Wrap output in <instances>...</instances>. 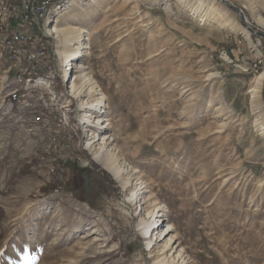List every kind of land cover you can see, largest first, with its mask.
I'll return each mask as SVG.
<instances>
[{
    "label": "rangeland",
    "instance_id": "1",
    "mask_svg": "<svg viewBox=\"0 0 264 264\" xmlns=\"http://www.w3.org/2000/svg\"><path fill=\"white\" fill-rule=\"evenodd\" d=\"M209 1L220 8L202 25L192 17L196 0H84L67 14L71 0H57L49 30L61 13L60 27L84 19L78 26L92 33L83 34V60L64 66V33L48 32L59 73L51 92L26 82L0 50V264H264V86L248 92L261 64L234 75L216 57L225 42L219 10L237 15ZM226 1L249 21L264 17V0ZM81 68L99 100L90 108L82 105L87 85L71 90ZM106 95L123 96L125 113H110ZM86 109L104 114L105 126L83 123ZM158 110L170 115L172 141L139 156L129 124L134 113L148 123ZM38 121L55 125V137L29 130ZM90 131L108 136L134 179L124 183L95 162ZM62 132L72 139L61 151L66 170L49 174ZM134 186L140 195L130 199ZM142 220L153 224L148 235L136 229Z\"/></svg>",
    "mask_w": 264,
    "mask_h": 264
},
{
    "label": "bare ground",
    "instance_id": "2",
    "mask_svg": "<svg viewBox=\"0 0 264 264\" xmlns=\"http://www.w3.org/2000/svg\"><path fill=\"white\" fill-rule=\"evenodd\" d=\"M56 1L57 0H45L44 3L42 4L43 12L36 13V15L33 16L34 7H31V4H25V0H0V34H1L0 50L3 52H7L8 55L10 56V58H12V56H13L12 55V49H7V44L5 43V41L3 42V39H2L4 26L7 24H12L13 16L16 13V9L25 7V13L22 14V22L29 25V28H31L30 29V36L33 37V39L35 41L36 40H41V41H49L50 40V43H52V39L49 38V37H51V35H48V32L50 34H54V36L52 38L57 37L59 35V33H64V34H62V39L60 40L63 44V48L61 49V54L63 56L62 62L65 63L64 66L68 65L73 60H77V61L83 60V58L86 56L87 51H88L85 49L86 43L84 42L85 37L83 36V34L88 33V31L84 27L78 26V25L82 24L84 22V19H82V21H79L78 23H75V24L68 21L66 23V25L60 27L59 26L60 22H59L58 16L61 13L60 14L58 13L57 19H56V24L51 26L52 29L50 27L51 30L48 29L49 14H50L52 6L56 4ZM205 1L206 0H196V3H197L196 6L192 7V9H191V11L194 13V15L199 14L201 16L200 20L203 22L206 20V17L208 16V13L210 11L209 9H213L216 6L215 3H211V1H209L208 3H206ZM82 4H85L84 0H71V3H69L65 9L66 11H64V14H67V12L69 10H74V9H80L81 10L82 8H84L82 6ZM218 8H220V7H217V10H218ZM221 10L222 9H220L219 11H221ZM211 13H213V11L210 12V14ZM256 17L258 19H261V17H259V15H256ZM231 19H233V18H231ZM228 20H230V18L229 19L225 18V20H224L225 23H228ZM261 21H263V20L261 19ZM249 23H251V22L249 21ZM38 24H41V26H38ZM91 33L92 32H89L88 35ZM72 34L74 36H72ZM51 49H52V46H51ZM52 52H53V49H52ZM12 61L16 65V61L15 60H12ZM60 65L58 64V67ZM254 65L256 67V73H257L258 67H259V61H257V63L255 62ZM79 66H81V65H79ZM17 69L20 72V75L22 74V75L26 76L25 67H21V68H17ZM54 69L56 71H58L57 67H56V63H54ZM81 69H82V71H81L80 76L77 78H73L70 81L71 90L75 91L76 88L82 87L84 84L87 85L88 89L86 91V98L84 97L82 99V105H83V107L86 106V107L90 108L91 106L98 104L99 100L98 99L97 100L91 99V96H92V93L94 92V90H93V88H91V86H89L90 85V83H89L90 76H89V73H86L85 71H83L84 70L83 68H81ZM53 74H54V72L45 73L43 76L25 77V79H26V82L34 84L35 87L38 86L39 89H42L43 92L46 93V92H51V90H50L51 85L50 84L52 81L51 78H52ZM262 75H263L262 73H259L256 77H254L252 79L253 80L252 84L255 83V85L253 87L250 86L249 92L257 93L258 83L261 81ZM95 94H98V93H95ZM45 110H49V109L48 108L41 109L39 111V117H47V113L45 112ZM51 110L53 112L54 108ZM83 113H84V115H82L83 116V119H82L83 123L89 122L90 124H92L91 126H94L97 128H101V126L107 122L106 120H108L107 117L104 116V114L97 115L96 117H93L88 109H86ZM261 129H262V132H264V126H262ZM107 138H108V136H106L104 134L99 136L98 133L95 134V132H91V135H90L89 140H88V147H90L91 150H93V158H94L96 163L100 164L101 166L106 168L108 171H110L111 174L114 176V178L120 179L121 177H125L126 180L124 183H126V182L128 183L129 181L132 180L133 174H132L131 170H128V165L125 164L124 161L120 160L119 155H117L115 150L113 148L106 147V139ZM95 145H97V146L95 147ZM135 188H136V186H134L133 191L130 193L131 194L130 199H132L134 197L136 198L138 195H140V193L137 191L138 188H136V189ZM122 212L124 214L129 215V212L127 209L123 208ZM157 216L160 217V216H163V214L155 215V217H157ZM157 221H160V219H157ZM151 223L150 222L147 223V222H144L142 220L136 224L137 225L136 229L143 236L148 235V233L151 230L152 225H153ZM169 226H170V224H168V227Z\"/></svg>",
    "mask_w": 264,
    "mask_h": 264
},
{
    "label": "crops",
    "instance_id": "3",
    "mask_svg": "<svg viewBox=\"0 0 264 264\" xmlns=\"http://www.w3.org/2000/svg\"><path fill=\"white\" fill-rule=\"evenodd\" d=\"M221 13H222V18H220V16H219L220 14H219L216 17V19H217L216 24L220 30L224 29L223 39L225 42L220 47V50L225 53V56L223 57V56H219V54H217L216 57L221 61V63L223 65H227L228 67H230L232 69L231 72L234 75L244 74V72L246 71L245 70L246 66L251 65L252 63L254 64L256 62V60L259 59L260 60L259 62L261 64L259 69L260 68L262 69L260 73L263 74L261 81L258 83V91L260 92L261 88L264 86V78H263L264 77V47L261 46V42L259 41L258 38L253 37L244 27L241 26V24H239L238 18L235 17V15H225V13L222 10H221ZM257 15H259V17H261V19L263 21H261V19H258L256 17V14H255V16H253L255 19L253 17L249 16L251 18L250 22L252 24L253 23L256 24L257 27L264 29V17L261 16V13H259ZM192 17H194L196 19V15H194L193 13H192ZM225 18H228V19L230 18V20H228V23H225V21H224ZM231 18H233V19H231ZM207 23L208 22H206V21L203 24H202V22H200V24H202V25L207 24ZM95 35H93V36H95ZM3 55H4L3 60L4 61L8 60L9 66H10L11 61L9 60V58L7 57L6 54H3ZM230 57L234 60H237V62H236L237 64L235 63V65H233V64L229 65V63L227 62V58H230ZM253 74H255V73H253ZM258 74H259V72H258ZM255 76L250 78L249 83H251V84H249V87L251 85L255 84V83L252 84V81H253L252 79ZM10 79H11V77H10ZM249 90H248V92H249ZM263 92H264V88H263ZM106 96H107V102L109 105L108 108L110 109V113H115L116 111H119V112L122 111V113H125V112H123V110H126V108H124V107L126 106V104H128V102L126 99H124V97H123V96H125L124 94H123V96L117 95L116 97H114L112 95H106ZM26 112H27L26 115H28V114L30 115V112H28V111H26ZM110 113H108V114H110ZM156 114H157V116H153L152 120H148V123H145V120L143 118H141L140 115L134 113L135 121L134 122L131 121V124H129L130 129H131L132 124L135 125L136 130H134V131H136V133H137L136 138L138 141L141 142L138 144L139 147L137 150L139 156L141 154L142 155L143 154L148 155L149 152L152 151L151 146H153L154 149H161V145L164 144L166 141H168V143L172 141L171 132H169L167 134V131H169V129L165 130L166 127L169 128V126H170V121H169L170 115L166 114L164 112L162 113V112H160V110H158L156 112ZM166 123H169V125L165 126ZM181 136H182L181 140H184V138H187L190 136V133L187 132ZM147 150H149V151L146 152Z\"/></svg>",
    "mask_w": 264,
    "mask_h": 264
},
{
    "label": "built area",
    "instance_id": "4",
    "mask_svg": "<svg viewBox=\"0 0 264 264\" xmlns=\"http://www.w3.org/2000/svg\"><path fill=\"white\" fill-rule=\"evenodd\" d=\"M44 1L45 0H25V4H31V7H34L33 16H35L36 13L43 12L42 4ZM24 13L25 7L16 9L12 24L4 26L2 39L3 42L5 41L7 44V49H12L13 56L11 60L16 61V68L25 67L26 76L21 77H37L43 76L45 73L52 72L59 74L58 71L54 69V57H56V54L52 52L50 41H35L33 37L30 36L31 28H29L28 24L22 22V14ZM243 18H245V20L249 23L248 18L244 14ZM38 26H41V24H38ZM220 55L224 57L225 53L222 52ZM245 70L256 73V67L253 63L251 65H247ZM14 77L19 76L14 75ZM10 96H16V94ZM54 126L55 125L45 126L42 121H38V124H30L29 130H41L44 133H54ZM71 144L72 139L67 140L66 136H64L62 132V142L58 144L57 153L54 155L56 167L49 168V174L50 170L57 169L61 172L66 170L65 162L68 160L69 156L61 151L62 148L69 149ZM43 152H46V150L44 149ZM41 158H44V153Z\"/></svg>",
    "mask_w": 264,
    "mask_h": 264
},
{
    "label": "water",
    "instance_id": "5",
    "mask_svg": "<svg viewBox=\"0 0 264 264\" xmlns=\"http://www.w3.org/2000/svg\"><path fill=\"white\" fill-rule=\"evenodd\" d=\"M219 2H221L223 5L229 7L231 10H233L237 17L239 18V23L249 32L252 33L254 35H258L261 38L264 39V33L260 30V29H253L251 27V25H249V23L245 20V18H243L242 15V10L239 8H237L236 6H234L232 3L227 2L226 0H219Z\"/></svg>",
    "mask_w": 264,
    "mask_h": 264
}]
</instances>
